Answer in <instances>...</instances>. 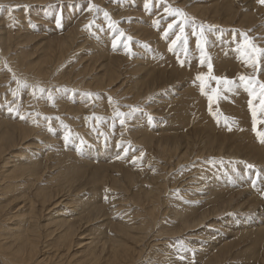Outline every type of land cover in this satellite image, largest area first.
I'll return each mask as SVG.
<instances>
[{
    "label": "rangeland",
    "instance_id": "obj_1",
    "mask_svg": "<svg viewBox=\"0 0 264 264\" xmlns=\"http://www.w3.org/2000/svg\"><path fill=\"white\" fill-rule=\"evenodd\" d=\"M0 23V124L26 126L37 148L21 143L0 162V191L3 175L25 163L31 170L9 198L0 192V206L16 199L0 232L48 225L47 214L62 207L76 221L79 199L101 208L86 232L103 259L118 239L131 249L126 264H264V97L259 84L253 94L240 79L264 83V53L245 45L247 36L264 49V4L0 0ZM64 39L69 50L58 52ZM48 55L61 72L39 78ZM41 193L67 195L69 206L45 210ZM123 226L130 237L116 230ZM92 240L75 238L66 261L84 259ZM2 254L0 264H13Z\"/></svg>",
    "mask_w": 264,
    "mask_h": 264
},
{
    "label": "bare ground",
    "instance_id": "obj_2",
    "mask_svg": "<svg viewBox=\"0 0 264 264\" xmlns=\"http://www.w3.org/2000/svg\"><path fill=\"white\" fill-rule=\"evenodd\" d=\"M45 1V0H44ZM226 3V2H224ZM223 3V4H224ZM219 6V5H218ZM223 6V5H222ZM213 8V7H212ZM221 7H219L220 9ZM234 8V7H233ZM210 9V7H209ZM215 9V8H214ZM213 9V10H214ZM224 9V8H222ZM237 9V8H236ZM234 9V10H236ZM238 10V9H237ZM254 10V9H253ZM199 11V10H198ZM218 11V10H217ZM222 11V10H221ZM224 12V11H223ZM239 12V11H238ZM233 14V13H232ZM237 14V13H236ZM217 15V13H216ZM215 15V16H216ZM223 15V14H222ZM238 15V14H237ZM236 18V17H235ZM255 18V17H254ZM232 20V18H229ZM234 19V18H233ZM256 20V19H255ZM1 24V23H0ZM252 25V24H251ZM233 26V25H232ZM2 35V34H1ZM4 35V34H3ZM73 35L70 36V39L72 38ZM36 38V37H35ZM2 41L4 40L3 37L0 38ZM32 39V38H31ZM34 39V38H33ZM30 40V41H33ZM5 41H9L8 38L5 37ZM29 41V40H28ZM72 39L69 41L71 43ZM67 40H61V42L58 43V45H56L57 47H59L58 52H62L65 53L66 50H69V43H66ZM3 43V42H2ZM57 43V42H56ZM5 45V44H4ZM43 48V47H42ZM53 48V47H52ZM1 51V50H0ZM67 52V51H66ZM48 54V53H47ZM61 54V53H60ZM31 56V55H30ZM33 56V55H32ZM49 56V55H48ZM29 57V56H28ZM27 57V58H28ZM54 57V56H53ZM45 58V57H44ZM26 59V58H25ZM52 59V56H49L48 58L44 59V61L46 62L47 60ZM55 61V60H53ZM53 61H48V65L45 66V68L43 69H39L38 70V77L40 78V76H43L44 73L46 72L47 74L51 73L53 75H55V72L57 74H60L61 70L58 69V64L56 66V69L54 68L55 65L53 63ZM98 61V59H97ZM96 62V61H95ZM97 63V62H96ZM114 63V62H113ZM16 65V64H15ZM94 65V64H93ZM98 65V64H96ZM96 65H95V69H96ZM4 66V65H3ZM42 66V65H41ZM13 67V66H12ZM16 67V66H15ZM18 68V67H17ZM21 68V67H20ZM94 68V67H92ZM74 69V68H73ZM109 69V68H108ZM19 70V68H18ZM17 71V69H16ZM52 71V72H51ZM59 71V72H58ZM92 71V70H91ZM116 71V70H115ZM107 72V71H106ZM117 72V71H116ZM3 75V74H2ZM4 76V75H3ZM45 76V75H44ZM109 77V75H107ZM106 76V77H107ZM112 77V73L110 74V78ZM115 77V76H113ZM1 78V77H0ZM8 79V78H7ZM38 79V78H37ZM116 78H113V80H115ZM160 79V77H159ZM163 79V78H162ZM165 79V78H164ZM163 79V80H164ZM76 80V79H75ZM108 80V79H107ZM113 80H109V83H113ZM166 80V79H165ZM168 80V79H167ZM100 81V80H99ZM106 81V79H105ZM171 81V79L169 80ZM67 82V81H66ZM116 82V81H115ZM158 82V81H157ZM69 83V82H68ZM146 83V82H145ZM144 83V84H145ZM170 83V82H168ZM61 84V83H60ZM80 84V83H79ZM98 85V84H97ZM105 85V84H104ZM166 85V84H164ZM152 86V85H151ZM156 86V85H154ZM122 87V86H121ZM153 87V86H152ZM160 87V86H159ZM98 88V87H97ZM100 88V87H99ZM102 88V87H101ZM157 88V87H156ZM148 89V88H146ZM116 91V90H115ZM138 92V91H137ZM144 98V97H143ZM74 110V109H73ZM45 111V110H44ZM47 111V110H46ZM63 111V110H62ZM42 112V110H41ZM76 112V111H75ZM73 114V113H72ZM77 115V114H76ZM25 120V119H24ZM33 120V119H31ZM35 120V119H34ZM33 120V121H34ZM22 121V120H21ZM27 122V120H25ZM30 121V120H28ZM20 122V121H19ZM18 122V123H19ZM30 123V122H29ZM32 123V122H31ZM30 123V125H31ZM36 124V121L34 122ZM33 123V125L35 126V124ZM26 124V123H25ZM32 126V125H31ZM30 126V128H31ZM37 127V126H36ZM35 128V127H34ZM33 128V129H34ZM30 129H28L26 126L19 124H15L12 122H3L2 124H0V162L2 161V163L4 161H11V158H15V152L17 151V148H15L16 146H19L21 143H23L24 145H29V148H35V145H31L28 144V138L30 137L31 132L29 131ZM146 139V138H145ZM18 140V141H17ZM182 143V142H181ZM168 144V143H167ZM190 144V143H189ZM182 145V144H181ZM15 148V149H11V148ZM184 147V146H183ZM192 147V146H191ZM11 149V150H9ZM168 149V148H167ZM9 150V151H7ZM34 150V149H33ZM169 150V149H168ZM186 150V149H185ZM188 150V149H187ZM190 150V149H189ZM179 151V150H178ZM172 152V151H171ZM33 153V152H32ZM10 155V156H9ZM9 156V157H8ZM19 157H25L27 158L28 155L26 153L24 154H20ZM187 157V156H186ZM12 159V160H13ZM185 159V158H184ZM9 161V162H10ZM183 161V160H182ZM4 164V163H3ZM21 164V163H20ZM28 164V163H27ZM27 164L25 163L24 166L19 167L16 169H13L12 171H10L9 174L7 175H3L2 177V181H6L4 186L2 187V190L0 192H2V196L3 197H8L9 195H11V193L13 194L16 190L21 189V184L23 182L20 183V181H16V179L18 178H22L25 174L27 176V174L31 171L30 168H27ZM31 164V163H30ZM33 165V164H32ZM3 166V165H2ZM18 166V165H16ZM9 171V170H8ZM33 171V170H32ZM170 172V170H169ZM4 173V172H3ZM163 173V172H162ZM31 177L32 175L29 174ZM27 179L28 178H24ZM59 180V179H58ZM1 181V182H2ZM68 181V180H67ZM70 182V181H69ZM26 184V183H25ZM24 184V185H25ZM65 184V183H64ZM68 184V183H67ZM61 186V185H60ZM59 186V188H60ZM68 186V185H66ZM71 186V184H70ZM69 186V187H70ZM1 187V186H0ZM58 187V185L56 186ZM64 187V186H63ZM62 187V188H63ZM26 188V187H25ZM61 188V189H62ZM71 188V187H70ZM161 188V187H160ZM28 189V188H26ZM55 188H53V191ZM65 189V188H64ZM25 190V189H24ZM31 190V189H30ZM60 190V189H59ZM20 191V190H19ZM24 192V191H23ZM22 192V193H23ZM45 192V191H44ZM26 193V192H25ZM30 193V192H29ZM50 193V192H49ZM49 193H41L38 194L37 196L39 197L38 200H40V205L42 204L45 208V210L49 209L51 206L55 205V208L59 207L62 205L63 203H68V197L67 195H60V194H56V195H50ZM70 194V193H69ZM68 194V195H69ZM80 194V193H79ZM23 195V194H22ZM27 195V194H26ZM60 195V196H59ZM64 196V199H63ZM70 196V195H69ZM12 197V196H11ZM34 197V196H33ZM74 197V196H73ZM76 197V196H75ZM219 198L223 199V197H226L225 195H219ZM7 198V200H8ZM20 198V197H19ZM25 198V197H24ZM60 199L62 201L59 202V200L56 199ZM150 198V197H149ZM152 198V197H151ZM13 199V198H11ZM22 199V198H21ZM29 199V197H28ZM37 199V198H36ZM225 199V198H224ZM16 200V199H15ZM14 200V201H15ZM27 200V199H26ZM32 200V199H31ZM151 200V199H150ZM154 200V199H153ZM232 201V199H230ZM5 201V200H3ZM13 201V202H14ZM12 201H8L6 204H3V206H0V219L2 218V213L3 210L6 211V208L8 206H10V204L13 203ZM33 202V201H32ZM38 202V201H37ZM54 202H57V204H55ZM143 202V201H142ZM3 203V202H2ZM61 203V205H59ZM73 203H76V205L74 206V213L75 211L78 209L79 211L81 210L80 213H78L77 217L78 219L75 221V219H68L66 217H64L60 212H62L64 210V208L62 207V210H56L55 212H51L52 210H50V212L52 213L47 214L50 217V224L48 225H44L43 227L39 228V224H33V225H26L24 231H21V225L19 224V226L17 227L18 230L11 232V230L8 229V226H5V230L0 232V251L2 254V256H4L6 258L7 261L15 264V263H19L21 262L22 264H25L29 261V263H35L36 261H38L39 256L41 254H43L44 258L42 260H40L38 263L36 264H126L128 263V258L130 256L131 253V249L129 246L126 245H121V243L119 242L118 239L114 240L113 242H109L110 245V250L112 251L110 254L111 256L109 257V259H103V255H101L99 252V247L97 246V243L95 242V239H89L91 237V235L93 234H87L86 230L88 229V225L92 222L95 223L96 222V218L93 220L95 216L96 217L99 215L101 208L97 207V206H92V207H88L87 209H85V203L83 202V200H74L73 199ZM34 205V203H31ZM33 205L31 208H33ZM59 205V206H58ZM239 205V204H238ZM36 206V205H35ZM69 206V203H68ZM56 208V209H57ZM67 208V207H66ZM90 208V209H89ZM228 208V207H227ZM9 209V208H8ZM217 209V208H216ZM22 210V209H20ZM33 210V209H32ZM42 210V207H41ZM157 210V209H156ZM13 211V210H12ZM29 211L30 208H29ZM54 211V210H53ZM97 211L94 215L93 213ZM153 211V210H152ZM225 211V210H224ZM64 212V211H63ZM19 213V212H18ZM22 213V212H21ZM19 213V214H21ZM49 213V212H48ZM59 213L62 216H54V214ZM67 213V212H66ZM69 213V212H68ZM67 213V214H68ZM77 213V212H76ZM151 213V212H150ZM65 214V212H64ZM152 214V213H151ZM14 213L10 215V217H13ZM205 215V214H204ZM212 215V214H211ZM210 215V216H211ZM67 216V215H66ZM70 216V215H69ZM208 216V215H206ZM15 217V216H14ZM20 217V216H19ZM29 219H32V216L29 215L28 216ZM61 217V218H60ZM154 217V216H153ZM45 218V217H44ZM99 218V217H98ZM104 218V217H103ZM201 218V217H200ZM207 218V217H206ZM206 218H203L204 220ZM245 219V218H244ZM105 220V219H104ZM196 220V219H195ZM39 219L36 220V222H38ZM95 221V222H94ZM151 222V221H150ZM153 222V221H152ZM201 222V221H200ZM153 224V223H151ZM199 224L198 223H193L190 225V223L186 224L185 229L187 228H194L197 227ZM10 226V225H9ZM23 227V226H22ZM113 227V226H112ZM111 227V228H112ZM115 227V226H114ZM121 228V229H120ZM120 229V230H119ZM146 229V228H145ZM117 231H121L120 234L126 235L127 237H130V234L132 233L130 226H123V227H118L116 229ZM118 231V232H119ZM144 231V230H143ZM177 232V231H176ZM148 234V233H147ZM82 239L81 242H78V244H82L83 243V239H87L88 240H92L89 244L85 245L86 247V254H84V259H79V260H67V256H69V254H67V256L64 254V251L70 250L73 243H74V239ZM131 238H134L133 236ZM141 240V239H139ZM45 242L44 246L42 243ZM95 243V244H94ZM104 243V242H103ZM77 244V245H78ZM84 245V244H83ZM102 245V244H101ZM76 246V245H75ZM41 247V248H40ZM44 248H50L53 249V251L55 253H53L52 255L47 256L44 252L45 250H41ZM74 247V246H73ZM81 247V246H80ZM102 247V246H101ZM76 248V247H75ZM105 248V247H104ZM105 252V251H102ZM75 253V252H74ZM1 259V258H0ZM112 259V260H111ZM66 261V262H65ZM4 263V262H3ZM6 264V263H5Z\"/></svg>",
    "mask_w": 264,
    "mask_h": 264
},
{
    "label": "snow or ice",
    "instance_id": "obj_3",
    "mask_svg": "<svg viewBox=\"0 0 264 264\" xmlns=\"http://www.w3.org/2000/svg\"><path fill=\"white\" fill-rule=\"evenodd\" d=\"M259 2L264 4V0H259ZM173 14L181 16V17H183L185 15L182 12V10H179V9L173 10ZM105 16L107 17L108 13L105 12ZM181 32H183V29H181ZM245 36H246V34H245ZM177 39H180V37L178 36ZM245 45H246V47L248 49H250V52L252 54L264 53V49H259V48L255 47L252 44V42L247 38V36L245 38ZM249 62L252 63L253 65H255L256 62H257L256 56L255 55H251L250 59H249ZM209 67H211V65H209ZM198 79L203 80L204 78L202 76H199ZM240 79H241V81L244 82L245 86L249 88V90L253 91V94H254V90H255L256 84H259L260 94H261L262 97H264V83H259L258 81H253V80H251V78H247L245 76H241ZM225 83L232 84L233 82L232 81H225ZM25 86H27V85H25ZM40 91L44 92L45 90L44 89H40ZM88 95H91V94H88ZM49 98L51 99V96ZM250 104H251V101H250ZM262 107H264V102H262ZM253 116L255 117V111L254 110H253ZM121 123H123V120H121ZM258 135L261 137V143H264V133H258Z\"/></svg>",
    "mask_w": 264,
    "mask_h": 264
}]
</instances>
